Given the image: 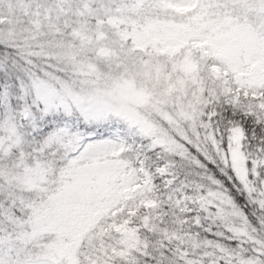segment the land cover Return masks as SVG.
Masks as SVG:
<instances>
[{"label":"snow or ice","instance_id":"1","mask_svg":"<svg viewBox=\"0 0 264 264\" xmlns=\"http://www.w3.org/2000/svg\"><path fill=\"white\" fill-rule=\"evenodd\" d=\"M0 264H264V0H0Z\"/></svg>","mask_w":264,"mask_h":264}]
</instances>
